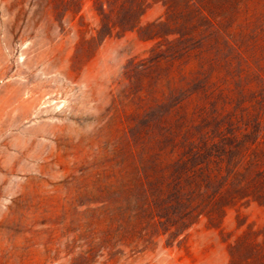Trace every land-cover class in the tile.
I'll return each mask as SVG.
<instances>
[{
    "label": "trees",
    "instance_id": "trees-1",
    "mask_svg": "<svg viewBox=\"0 0 264 264\" xmlns=\"http://www.w3.org/2000/svg\"><path fill=\"white\" fill-rule=\"evenodd\" d=\"M88 1L97 22L81 21L74 58L134 29L151 44L124 64L110 135L72 176L98 195L84 223L94 245L82 254L121 264L201 220L219 227L234 208L227 264H264V225L240 212L264 208V0ZM156 1L163 14L140 24ZM83 2L49 0L56 19Z\"/></svg>",
    "mask_w": 264,
    "mask_h": 264
},
{
    "label": "rangeland",
    "instance_id": "rangeland-1",
    "mask_svg": "<svg viewBox=\"0 0 264 264\" xmlns=\"http://www.w3.org/2000/svg\"><path fill=\"white\" fill-rule=\"evenodd\" d=\"M163 11L152 2L140 24ZM81 21L96 25L88 0L62 19L49 0H0V264H106L81 252L93 239L85 218L99 203L72 176L110 135L103 124L124 84V64L151 41L134 29L74 58ZM240 212L264 225L263 207ZM236 213L228 209L219 227L201 220L170 244L161 238L123 255L121 264H227L224 236L235 229Z\"/></svg>",
    "mask_w": 264,
    "mask_h": 264
}]
</instances>
